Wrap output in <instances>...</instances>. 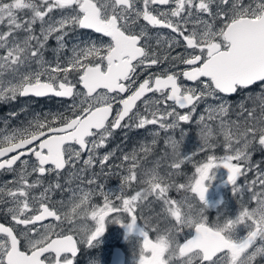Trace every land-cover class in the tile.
I'll use <instances>...</instances> for the list:
<instances>
[{
	"label": "snow or ice",
	"instance_id": "1",
	"mask_svg": "<svg viewBox=\"0 0 264 264\" xmlns=\"http://www.w3.org/2000/svg\"><path fill=\"white\" fill-rule=\"evenodd\" d=\"M0 26V101H71L64 112L0 129V170L13 173L0 185V212L16 226L0 223V264H75L110 217L129 233L144 221L138 264L264 260V168L253 162L264 152V0H0ZM138 70L148 76L136 86ZM184 125L197 127L191 152L184 150L191 134ZM148 126H156L151 139L122 156L117 191H106L95 172L85 181L115 155L99 152L115 130ZM161 133V155L141 168ZM201 153L207 155L197 161ZM185 164L193 166L190 176ZM218 167L227 169L241 203L235 216L221 220L218 213L210 222L205 182ZM249 173L251 181L241 180ZM137 182L143 186L127 195ZM57 191L69 193L67 202H55L60 208ZM173 191L186 195L176 199ZM97 193L102 205L93 203ZM155 202L160 219L151 226L141 207ZM120 214L130 218L127 225Z\"/></svg>",
	"mask_w": 264,
	"mask_h": 264
},
{
	"label": "rangeland",
	"instance_id": "2",
	"mask_svg": "<svg viewBox=\"0 0 264 264\" xmlns=\"http://www.w3.org/2000/svg\"><path fill=\"white\" fill-rule=\"evenodd\" d=\"M0 28H2V26H0ZM84 35L90 36L89 33H85ZM174 54L175 53H173V55ZM232 100L234 102H236L239 100V97H233ZM37 101L35 100V98H31V97H18L15 101H8V102L0 101V108L7 110V115L9 116L8 118H10L11 116H16L18 113H23L25 116L29 117L27 120V122H28L29 120L33 119V117L36 114L44 115V114L51 113L52 107H54V108L56 107V109H57L56 112H54V113L64 112L67 108V105L71 102V101L64 99V98H56V97H51V96L48 98H45V99H37ZM169 103H171V102H169ZM209 103H215V101L209 100ZM58 104H59V108H58ZM43 106H49L51 108H44L41 110V107H43ZM118 107H119V105L117 104L115 109H117ZM203 108H204V105H200V107H198L197 116L203 111ZM182 111L186 112V111H188V109L182 110ZM114 114H115V112H114ZM0 118H5V116H2L0 113ZM232 118L235 119V116L233 115ZM23 122H25V120H23ZM155 127L156 126H148V128L145 130V134L141 135V137L137 141L136 145L131 150H129L128 152H131L134 148L138 149L141 141L150 140L151 137L148 138V131L152 128H155ZM184 127L191 128V134L189 135L188 140L184 145V150L186 152H191L197 147V135H196L197 134V127L193 126V125H184ZM177 135H178V133H177ZM163 136H164V133H161L160 143L156 146L153 154L149 155L148 159L141 163V168L151 167L152 161H154L158 156L161 155V150L164 147ZM124 138H125L124 135L121 136L120 134H117V135L113 136L112 138H110L109 142L107 143V146H109L107 149H105V150L103 148L100 149L101 155H103L107 152H110V151H115V155L112 158H110L108 163L104 166L103 170L101 169L99 164L96 165L99 168V170L102 172V175L104 176L103 178L105 180H104V182H101V184L105 185L106 191L115 192L118 190V188L120 186V172L122 171V169L120 167H119V169H116V166H120L123 163L122 162V156L125 153H127L126 150H124L123 153L120 151L121 145H122L121 140ZM113 142H114L113 146L110 147V144ZM222 151L223 150L220 147L215 149L216 154H221ZM206 155H207V153H201L200 155L196 156L195 159L197 161L202 160ZM253 162L254 163H261V167L264 168V152L257 151L253 156ZM125 167H126V165H125ZM69 171H70V169H67L66 175H68ZM139 171L140 170L138 169V172ZM161 171L163 172V171H165V169H161ZM183 171L187 175L190 176L193 172V166L191 164H185L183 166ZM210 176L213 178L205 182L207 187H208V191L206 193V200L208 203V213L207 214L209 216L210 222H212L216 219V215L218 213H224V215L221 216V220H223L225 218V216H229V217L235 216L237 213L238 206L241 203V200L237 196H234V194L232 192V186L229 183H227V176H228L227 169H225L223 167L215 168L210 173ZM89 178H91V177L87 176L85 174V178H84L85 181ZM179 179L184 180L185 177H180ZM252 179H253L252 173H249L246 178H244V177L241 178V180H246V181H251ZM83 186L85 188H89V187L92 189L97 188L96 184L87 185L85 183ZM142 186L143 185H141L140 183L137 182V183L132 185V190L135 191ZM64 187L67 188L68 185H65ZM72 187H74V186L72 185ZM134 191H128L127 195L133 194ZM170 195L173 198L179 199L186 194L183 192L177 194L175 191H173L172 193H170ZM68 197H69V193L67 191H63V192L57 191L55 193V196L53 197V199L55 200V202L60 201V200H64L65 202H67ZM98 198H99V200L97 202H94V204L102 205V203H103L102 197L100 196ZM243 199H244V202L247 203L249 201V193L245 192ZM116 203L119 204L118 201ZM56 205L58 208L61 207V205L59 203H56ZM149 207H151L153 210L149 211L148 210ZM63 210H67V208L65 207ZM147 210H148V212H147ZM160 211H161V205L159 202L152 203L151 205L145 204V205H142V207H141V213L143 214V217L148 219L149 224L151 226H155L158 223V220L160 218L157 217L155 215V213H159ZM141 213H138V216ZM120 215L122 217L123 223L125 225H127L130 222V218H128V216L124 215V214H120ZM112 220L114 221L113 217L108 218L106 220V226ZM53 222L54 221H51L49 223H53ZM143 222H144L143 220H141V221L138 220L136 228L131 233L128 232L126 227L119 230V232H122L120 234L121 237L122 236L125 237L124 244L128 250H132L133 241H135V242L141 241V238H139V231L141 228H143V224H142ZM137 226H139L140 228L138 227V229H137ZM165 226H166L165 223H160V229H163ZM64 227L67 228L68 226L65 225ZM152 235L155 236V232H151L150 236H152ZM82 247H85V246H82ZM135 262H138V255L137 254L135 255L134 252L131 251L129 253V256H128L127 264H136ZM258 264H264V260L258 261Z\"/></svg>",
	"mask_w": 264,
	"mask_h": 264
},
{
	"label": "flooded vegetation",
	"instance_id": "3",
	"mask_svg": "<svg viewBox=\"0 0 264 264\" xmlns=\"http://www.w3.org/2000/svg\"><path fill=\"white\" fill-rule=\"evenodd\" d=\"M162 9L163 8H167L168 6H160ZM140 23L142 24H146V22L141 21ZM151 31H156L155 29H150ZM159 31L163 32V33H168L170 30L168 29H159ZM89 35L91 36L92 33L88 32ZM176 51H180V49H177ZM165 67V65H161L159 67H153L152 69H150L149 71L151 72H159L161 68ZM185 66L184 65H179L178 69L176 70H182L184 69ZM140 71V70H138ZM148 76V72H144V71H140V75L138 77L137 80V85L139 82H142L143 79L147 78ZM185 83H189L191 84L192 82H185ZM122 96H125L127 94H121ZM152 95V94H149ZM31 98H35V100L37 101V99H45L48 97H44V98H36L33 96H29ZM42 101V100H41ZM38 102V101H37ZM116 107V105H114ZM115 107H114V112H115ZM138 107H142L141 102H138ZM44 108H51L49 106H43L41 107V110ZM58 108H59V104H58ZM52 114H54V112H56V107H52ZM186 110V109H185ZM0 113L2 116H5V118H0V129H5L7 128L9 131L13 128H17V127H23L27 124V120H28V116H25L23 113H18L16 116H11L10 118H8L9 116L7 115V110H4L2 108H0ZM23 120H25V122H23ZM145 130L146 129H127V128H122V129H117L114 132V135L120 134L121 136L124 135L125 138L121 140V149L120 151L123 153L124 150L127 151V153H129L128 151L131 150L137 143V141L139 140V138L141 137L142 134H145ZM125 132V133H124ZM150 136L148 135V138ZM114 144L111 143L110 147H112ZM109 146H106L105 148H103L104 150L107 149ZM100 152V150H99ZM86 153L84 154L83 158H86ZM24 158H29L31 159V157H22V159ZM19 166V162L17 167ZM116 169H119V166H116ZM67 169L64 171V173L61 176V183L64 184V180L66 179V177L68 175L67 174ZM95 172L97 174V179L99 184H101V182H104V176L102 175V172L99 170V168L96 166L94 169L89 170L86 175L92 177V173ZM13 176V173H8L5 171L0 170V185H3L6 181L11 180ZM85 178V177H84ZM53 177H46V182L52 180ZM79 183L78 181H74L73 182V186L75 187L76 184ZM66 184H64L65 186ZM134 191V190H132ZM100 197L98 195V193L95 195L93 203L97 202L99 200ZM53 202L55 204V206L57 207L55 200L53 199ZM58 208V207H57ZM148 212V210H147ZM51 222V220L49 221H45V223H49ZM0 223H4L6 226H13L16 227L14 225V222H12L10 220V217L6 216L3 214V212H0ZM90 223V222H89ZM139 226H137L138 229ZM124 227L121 226L120 223H117L115 221H110L107 226H106V230L103 233V235L98 239L96 246L92 247L91 249L88 248L87 246L82 247L81 246V250L78 253V256L75 260V264H109L112 254L114 252L115 249H118L119 251L122 252V254L124 255V264H127L128 262V256L129 253L131 251L134 252V254H137V250L140 246V244L142 243V237L139 235V238H141V241L135 242L133 241V246H132V250H128L124 244L125 241V237L122 236L121 237V233L119 232V230L123 229ZM140 228V227H139ZM152 238H154V235L151 236ZM136 264H138V262H135Z\"/></svg>",
	"mask_w": 264,
	"mask_h": 264
},
{
	"label": "water",
	"instance_id": "4",
	"mask_svg": "<svg viewBox=\"0 0 264 264\" xmlns=\"http://www.w3.org/2000/svg\"><path fill=\"white\" fill-rule=\"evenodd\" d=\"M109 264H124V255L118 249H115Z\"/></svg>",
	"mask_w": 264,
	"mask_h": 264
},
{
	"label": "clouds",
	"instance_id": "5",
	"mask_svg": "<svg viewBox=\"0 0 264 264\" xmlns=\"http://www.w3.org/2000/svg\"><path fill=\"white\" fill-rule=\"evenodd\" d=\"M165 239H167V237H165Z\"/></svg>",
	"mask_w": 264,
	"mask_h": 264
}]
</instances>
